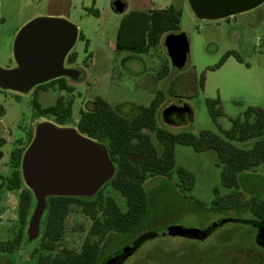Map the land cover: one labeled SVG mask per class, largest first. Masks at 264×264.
Returning <instances> with one entry per match:
<instances>
[{
    "label": "rangeland",
    "instance_id": "1",
    "mask_svg": "<svg viewBox=\"0 0 264 264\" xmlns=\"http://www.w3.org/2000/svg\"><path fill=\"white\" fill-rule=\"evenodd\" d=\"M114 1L0 0L1 69L15 66L12 49L15 37L23 27L15 32L23 15L38 13L40 16L36 18L64 19L83 36V40L77 39L70 52L77 56L75 63H64L65 68L80 72L76 81L63 78L73 88L71 94L49 89L38 92L35 97L33 90L28 94H18L0 89V138L6 141L0 148V242L11 240L19 228L17 204L20 192L8 191L6 187V181L14 171L11 154L16 146H25L27 135L34 132L36 124L50 122L56 125L52 117L38 115L33 106L34 99L41 109L55 105L59 96L71 100L72 115L65 127L75 129L80 111L92 109L96 98L103 99L111 107H148L156 93L161 92L165 96L162 109L178 101L191 110L192 117L180 127H168L159 119L160 126L174 133L187 131L195 136L203 131L221 136L220 131L229 130L231 120L242 117L249 107L264 111V3L230 18L205 21L196 18L187 0H121L125 4L121 14L111 9ZM170 6L180 11L178 30L187 38L189 60L184 69L170 70L166 78L158 80L160 66L168 60L162 44L146 54L117 52L114 47L120 21L128 13L164 10ZM227 53L238 56L241 62L229 56L219 66ZM170 91L176 98L168 95ZM216 100L218 106L215 109H219L221 115L214 122L207 101ZM150 137L160 153L161 146L155 136L150 134ZM254 143L251 140L234 145L249 150ZM174 156L175 168H184L193 175V190L180 193L176 189L178 181L174 172L170 181H149L146 191L150 210L146 220L131 235L109 236L101 244V260L151 231L171 227L198 231L224 219H254L247 201L254 195L264 198V165L255 169L257 177L244 179L242 193L245 202L241 208L215 211L211 207L215 198L213 191L217 189L220 197L231 191L221 186L220 168L214 163V154L196 153L190 147L177 145ZM23 186L26 187L24 183ZM102 194L111 197L122 212L126 211L125 200L118 192L105 187ZM34 206L35 201L28 221ZM27 225L20 248L12 256H0V264H37L32 253L38 248L39 240H27ZM89 227V219L73 208L66 219L65 234L57 252H78ZM123 264H264V249L256 244L254 229L239 223H227L205 241L170 236L152 239Z\"/></svg>",
    "mask_w": 264,
    "mask_h": 264
},
{
    "label": "trees",
    "instance_id": "2",
    "mask_svg": "<svg viewBox=\"0 0 264 264\" xmlns=\"http://www.w3.org/2000/svg\"><path fill=\"white\" fill-rule=\"evenodd\" d=\"M97 15V14H96ZM180 11L170 6L164 10L147 12L132 11L121 21L117 30L115 51L132 54H146L158 45H163L164 36L179 32ZM78 39L83 36L78 33ZM166 52V51H165ZM167 55V54H166ZM234 56L227 53L220 61ZM76 54L69 53L66 63L76 61ZM168 58V57H167ZM171 69L169 60L160 66L158 80L166 78ZM203 85V77L200 80ZM57 89L71 94L73 88L63 78L39 85L33 89L35 97L40 91ZM168 95L176 98L171 91ZM165 102V96L158 92L148 107H111L101 98H96L92 109L80 111L76 130L83 136L103 144L115 167L112 179L91 198L51 197L46 201V210L40 222L39 246L32 253L37 264H98L101 260V244L111 235H131L137 232L146 220L150 210L147 183L154 179L170 181L174 172L180 193H189L194 187L193 175L184 168H175L174 148L177 145L190 147L196 153L211 152L215 165L220 168L221 186L231 193L219 196L213 191L214 200L211 207L215 211L241 208L242 189L246 177H257L255 169L264 165V111L249 107L242 117L231 120L229 130L220 131L221 136L203 131L198 136L187 131L172 132L160 126L159 113ZM33 106L42 118L52 117L57 126L65 127L71 119L72 101L59 96L55 105L41 109L34 99ZM212 120L221 115L218 101H207ZM128 108L125 112L123 109ZM153 134L161 146L159 153L152 143ZM33 132L28 133L26 144L16 146L11 154L13 174L6 181L8 191H19L17 204L18 231L11 240L0 242V256H12L20 248L24 238L34 198L23 186L20 172L22 156L30 144ZM254 140L253 147L244 150L234 143ZM6 141L0 138V148ZM20 143V142H18ZM264 183V177L263 181ZM105 187L118 192L125 200L126 211L122 212L115 201L102 191ZM199 206L200 203L196 202ZM248 209L254 222L264 225V198L250 196ZM77 208L90 221L87 237L80 250L67 251L64 255L57 252L58 244L65 234L66 219L71 210ZM249 227V226H248ZM252 228V227H251ZM253 229V228H252ZM152 232V231H151Z\"/></svg>",
    "mask_w": 264,
    "mask_h": 264
},
{
    "label": "water",
    "instance_id": "3",
    "mask_svg": "<svg viewBox=\"0 0 264 264\" xmlns=\"http://www.w3.org/2000/svg\"><path fill=\"white\" fill-rule=\"evenodd\" d=\"M199 20L217 21L253 10L264 0H187ZM111 9L121 14L125 4L115 0ZM78 39L77 28L64 19L36 18L26 23L13 43L15 66L0 68V89L28 94L35 87L50 81L67 78L78 80L80 72L65 68L64 63ZM163 45L173 70H182L189 60V44L180 32L168 35ZM192 117L191 110L172 102L159 113V119L168 127H180ZM21 177L31 192L35 206L28 221L26 237L29 242L39 236L40 222L51 197L91 198L108 183L115 173L107 148L81 135L76 129L61 127L50 122L36 124L33 137L26 148L20 166ZM227 223H239L257 228L256 244L264 247V225L246 220L224 219L212 228ZM209 230L191 231L165 228L141 235L132 243L100 260L98 264H123L146 242L163 237L199 238Z\"/></svg>",
    "mask_w": 264,
    "mask_h": 264
},
{
    "label": "flooded vegetation",
    "instance_id": "4",
    "mask_svg": "<svg viewBox=\"0 0 264 264\" xmlns=\"http://www.w3.org/2000/svg\"><path fill=\"white\" fill-rule=\"evenodd\" d=\"M66 61V60H65ZM216 222H213V223H210V224H208L204 229H202V230H198L199 232H201V231H204V230H209V234L208 235H206V236H202V237H199V238H190V237H181V238H187V239H193V240H196V241H205L217 228H219V227H221V226H219V227H215V228H212L211 226H213L214 224H215ZM246 226V225H245ZM248 227V226H247ZM251 228V227H250ZM254 230H255V232H256V235L259 233V230L257 229V228H253ZM258 247H260V248H262V249H264V247H261V246H258ZM65 254V253H64ZM63 254V255H64Z\"/></svg>",
    "mask_w": 264,
    "mask_h": 264
},
{
    "label": "crops",
    "instance_id": "5",
    "mask_svg": "<svg viewBox=\"0 0 264 264\" xmlns=\"http://www.w3.org/2000/svg\"><path fill=\"white\" fill-rule=\"evenodd\" d=\"M40 15H38V13H28L27 15H23L22 21L19 24V26L17 27L16 31L17 32L22 26H24L27 22H29L30 20L39 17ZM48 16H57V15H48ZM62 16V15H61Z\"/></svg>",
    "mask_w": 264,
    "mask_h": 264
}]
</instances>
